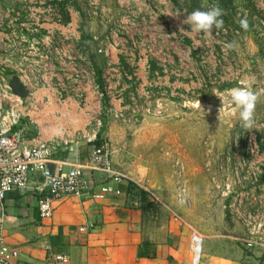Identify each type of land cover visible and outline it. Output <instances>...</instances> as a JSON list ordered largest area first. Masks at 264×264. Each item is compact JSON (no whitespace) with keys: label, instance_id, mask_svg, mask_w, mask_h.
<instances>
[{"label":"rangeland","instance_id":"obj_1","mask_svg":"<svg viewBox=\"0 0 264 264\" xmlns=\"http://www.w3.org/2000/svg\"><path fill=\"white\" fill-rule=\"evenodd\" d=\"M214 4L222 29L181 23ZM112 46L121 55L111 57ZM46 52L47 67L65 71L70 56L68 65L85 66L84 82L105 91H93L91 123L112 163L144 168L130 182L138 208L145 200L144 240L162 241L177 219L203 236L202 254L264 261L262 248L243 241L264 238V0H0V117L16 101L10 77ZM93 52L104 60L100 79ZM237 87L259 97L251 129L231 102Z\"/></svg>","mask_w":264,"mask_h":264},{"label":"crops","instance_id":"obj_2","mask_svg":"<svg viewBox=\"0 0 264 264\" xmlns=\"http://www.w3.org/2000/svg\"><path fill=\"white\" fill-rule=\"evenodd\" d=\"M110 50L111 57L122 52L114 46ZM48 52L39 53L36 61L32 59V66L20 69V73H27L33 80L26 86L28 97L23 100L21 119L13 129L22 130L31 143L76 140V154L69 155L60 148L53 159H69L87 167L88 148L80 135L90 130L94 125L91 122L97 119L99 111L92 110L90 105L95 106L92 105L93 91L95 88L99 91L100 87L84 82L85 66L68 65L70 56L66 57L65 71L47 67ZM75 58L82 59V56L78 53ZM89 64L92 67L90 59ZM128 70L134 78V69ZM92 71L95 73L93 67ZM100 89V95L104 94ZM113 171L116 174L111 175L87 167L90 196L64 197L55 203L49 218H41L37 211L36 187L41 182L38 175H31L27 190L8 193L0 206V214L5 242L18 250L14 263L253 264L240 263L224 255L202 254L203 236L177 219L171 220L168 235L162 241L144 240L140 225L142 212L129 189L132 179ZM102 185L118 189L119 194L109 193L101 199L92 197ZM57 255H66L67 262L56 261Z\"/></svg>","mask_w":264,"mask_h":264},{"label":"built area","instance_id":"obj_3","mask_svg":"<svg viewBox=\"0 0 264 264\" xmlns=\"http://www.w3.org/2000/svg\"><path fill=\"white\" fill-rule=\"evenodd\" d=\"M91 73L94 74L93 71ZM20 74H22L19 77L21 82L25 86L27 84L29 86L33 79L27 73L21 72ZM10 96L16 99L15 104L3 110L0 117V206L8 193L15 190H27L31 175H38L41 182L36 187L38 192L37 211L41 218H49L54 212L55 203L64 197L90 196L89 178L85 175L87 167L90 170L103 171L111 175L116 174L111 168L107 147L104 144L99 146L95 144L99 132V122L80 135L88 148L87 167L69 159L56 161L53 158L60 148H63L69 155L77 153L76 140L69 138L28 142L22 130L13 129L23 110V108H18V103L22 104L24 99H20L12 93ZM115 116L120 115L115 114ZM109 193L119 194V190L110 185H102L99 191L91 196L101 199ZM260 226L257 227L256 234L260 233L262 228ZM2 229L3 220L0 214V264H15L14 260L18 257V250L5 242ZM243 241L247 246L255 245L264 251L263 237L253 240L248 238ZM55 260L66 263L67 257L66 255H57Z\"/></svg>","mask_w":264,"mask_h":264},{"label":"clouds","instance_id":"obj_4","mask_svg":"<svg viewBox=\"0 0 264 264\" xmlns=\"http://www.w3.org/2000/svg\"><path fill=\"white\" fill-rule=\"evenodd\" d=\"M179 15L180 14H177V16ZM223 15V9L219 5L214 4L207 11H192L190 14L186 15L181 23L188 24L190 29L195 32H204L210 35L214 29L223 28ZM240 23L241 27L246 30L247 21L242 20ZM225 47L227 49H233L235 43H228ZM258 98L257 93L253 92L249 87H237L232 90L231 102L236 109H238L241 126L245 129H251L253 127ZM183 202V200L180 201V203Z\"/></svg>","mask_w":264,"mask_h":264},{"label":"water","instance_id":"obj_5","mask_svg":"<svg viewBox=\"0 0 264 264\" xmlns=\"http://www.w3.org/2000/svg\"><path fill=\"white\" fill-rule=\"evenodd\" d=\"M9 89L14 96L20 99H25L28 96L27 87L21 82L17 75H13L10 77ZM111 168L137 181H141L144 174V168L138 165H131L126 163L115 164L111 162Z\"/></svg>","mask_w":264,"mask_h":264},{"label":"trees","instance_id":"obj_6","mask_svg":"<svg viewBox=\"0 0 264 264\" xmlns=\"http://www.w3.org/2000/svg\"><path fill=\"white\" fill-rule=\"evenodd\" d=\"M73 4L75 5V2H73ZM59 11H60V15H61V17H62V21L61 20H59V19H57L59 22H62V23H66V22H68V20H69V15H68V12H67V10L65 9V7H64V5L63 4H61L60 6H59ZM78 11V10H77ZM81 14H82V16H83V13L81 12ZM83 18H85L84 16H83ZM83 27H84V25H83V23H81L80 24V28H81V30H82V42H85V41H87V40H90V38L86 35L87 33H85V31L83 32ZM94 47H95V43H93L92 44ZM88 47H89V45H88ZM89 59H90V61H91V64H92V67L94 68V70L96 71V74H97V76H98V79H100L101 78V74H100V69H101V67H100V64H104V60H103V58L100 56V55H96V53H90V56H89ZM95 144L97 145V146H99V145H101L102 143H100L98 140H96L95 141ZM132 187H133V184L132 183H129V189L130 190H132ZM132 193H133V190H132ZM145 202V200L144 199H142V200H140V209H141V211L142 212H144V203ZM153 205V204H152ZM259 264H264V261H261Z\"/></svg>","mask_w":264,"mask_h":264}]
</instances>
